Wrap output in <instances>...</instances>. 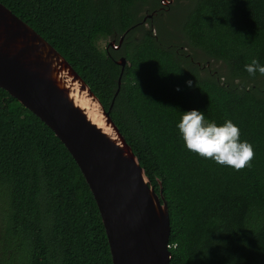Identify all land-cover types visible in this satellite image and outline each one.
Instances as JSON below:
<instances>
[{
  "label": "trees",
  "instance_id": "obj_1",
  "mask_svg": "<svg viewBox=\"0 0 264 264\" xmlns=\"http://www.w3.org/2000/svg\"><path fill=\"white\" fill-rule=\"evenodd\" d=\"M173 1L165 8L181 9L176 22L160 17V0L0 3L65 58L105 109L112 102V120L166 201L169 264H264V76L244 69L253 57L264 65V0ZM121 35L117 49L96 45ZM190 109L218 125L231 119L254 147L252 166L235 171L188 151L176 125ZM0 264H111L78 165L2 87Z\"/></svg>",
  "mask_w": 264,
  "mask_h": 264
},
{
  "label": "water",
  "instance_id": "obj_2",
  "mask_svg": "<svg viewBox=\"0 0 264 264\" xmlns=\"http://www.w3.org/2000/svg\"><path fill=\"white\" fill-rule=\"evenodd\" d=\"M121 40L107 45L117 49ZM115 62L119 85L126 60ZM0 87L39 117L73 157L99 211L111 264H169L166 201L112 120V102L105 109L65 58L1 3Z\"/></svg>",
  "mask_w": 264,
  "mask_h": 264
},
{
  "label": "clouds",
  "instance_id": "obj_3",
  "mask_svg": "<svg viewBox=\"0 0 264 264\" xmlns=\"http://www.w3.org/2000/svg\"><path fill=\"white\" fill-rule=\"evenodd\" d=\"M244 69L250 77L264 76V65L255 57L245 64ZM186 85L191 87L192 81H186ZM180 90L176 88V91ZM176 127L188 151L235 171L252 166L254 147L249 141L240 139V129L231 119L218 125L206 119L201 110L190 109L181 113Z\"/></svg>",
  "mask_w": 264,
  "mask_h": 264
},
{
  "label": "rangeland",
  "instance_id": "obj_4",
  "mask_svg": "<svg viewBox=\"0 0 264 264\" xmlns=\"http://www.w3.org/2000/svg\"><path fill=\"white\" fill-rule=\"evenodd\" d=\"M180 1V3H182V4H185V3H187V0H179ZM172 2H174L173 0H172ZM172 2H170L169 4H165V5H171L172 4ZM164 4V3H163ZM161 6V5H160ZM163 6V7H162ZM161 6V8H163V9H159V10H161L159 13H161V12H163V13H161L160 14V17H162L163 19H166L167 18V13H171V15H169V20L171 21V22H176L177 20H178V18H179V16H180V12H181V9L180 8H174L173 9V6H172V8H165V6L164 5H162ZM167 9V10H166ZM158 10V11H159ZM173 12V13H172ZM148 14H153V13H155V12H150V11H148L147 12ZM142 14H144L143 12H142ZM156 14V13H155ZM146 24H148V23H146ZM153 32H155V29H153ZM110 40V38L109 37H101V38H99L98 40H97V42H96V45L99 47V48H104V46L106 45V43L108 42ZM218 65V63H215L214 64V66H217Z\"/></svg>",
  "mask_w": 264,
  "mask_h": 264
},
{
  "label": "flooded vegetation",
  "instance_id": "obj_5",
  "mask_svg": "<svg viewBox=\"0 0 264 264\" xmlns=\"http://www.w3.org/2000/svg\"><path fill=\"white\" fill-rule=\"evenodd\" d=\"M162 5L166 6L165 4H161V6H162ZM161 6L159 5V7H157L156 9H158V10H159V9H163V8H161ZM162 7H163V6H162ZM160 11H161V10H159V12H160ZM152 12H155V11H152ZM155 13H156V12H155ZM155 13H153V14H155ZM153 14H151V15H153ZM147 15H148V13H147ZM151 17H152V16H151Z\"/></svg>",
  "mask_w": 264,
  "mask_h": 264
}]
</instances>
